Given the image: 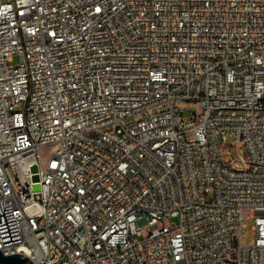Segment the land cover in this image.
Listing matches in <instances>:
<instances>
[{
  "label": "built area",
  "instance_id": "1",
  "mask_svg": "<svg viewBox=\"0 0 264 264\" xmlns=\"http://www.w3.org/2000/svg\"><path fill=\"white\" fill-rule=\"evenodd\" d=\"M0 189L33 264H264V0H0Z\"/></svg>",
  "mask_w": 264,
  "mask_h": 264
},
{
  "label": "water",
  "instance_id": "2",
  "mask_svg": "<svg viewBox=\"0 0 264 264\" xmlns=\"http://www.w3.org/2000/svg\"><path fill=\"white\" fill-rule=\"evenodd\" d=\"M2 195L0 189V196ZM0 232L4 245L21 241L11 204L5 205L0 201ZM0 264H33L23 254L5 255L0 250Z\"/></svg>",
  "mask_w": 264,
  "mask_h": 264
},
{
  "label": "rangeland",
  "instance_id": "3",
  "mask_svg": "<svg viewBox=\"0 0 264 264\" xmlns=\"http://www.w3.org/2000/svg\"><path fill=\"white\" fill-rule=\"evenodd\" d=\"M17 63V60L14 61V64ZM196 112V109L194 107H190L189 109H185L183 111V116H189ZM231 140V138H229ZM227 155L231 158H236L238 155H243V153L237 151L234 152L233 150L228 151ZM245 230H244V236L242 238L243 244H250L252 240L255 238L256 233L254 230V221L252 219L245 220Z\"/></svg>",
  "mask_w": 264,
  "mask_h": 264
}]
</instances>
